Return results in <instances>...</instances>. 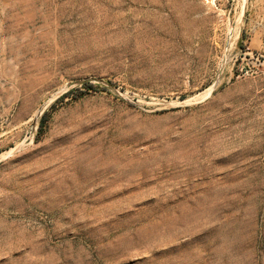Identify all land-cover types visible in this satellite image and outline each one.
<instances>
[{"label":"rangeland","instance_id":"1","mask_svg":"<svg viewBox=\"0 0 264 264\" xmlns=\"http://www.w3.org/2000/svg\"><path fill=\"white\" fill-rule=\"evenodd\" d=\"M0 264H264V0H0Z\"/></svg>","mask_w":264,"mask_h":264}]
</instances>
